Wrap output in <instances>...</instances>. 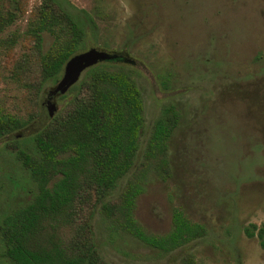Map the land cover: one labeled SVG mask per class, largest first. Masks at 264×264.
Returning a JSON list of instances; mask_svg holds the SVG:
<instances>
[{"label": "rangeland", "instance_id": "rangeland-1", "mask_svg": "<svg viewBox=\"0 0 264 264\" xmlns=\"http://www.w3.org/2000/svg\"><path fill=\"white\" fill-rule=\"evenodd\" d=\"M36 1L28 0L27 11L0 34V110L21 119L26 95L11 71L29 50L24 32ZM68 1L96 25V39L87 36L76 53L94 48L135 61L144 111L139 154L161 105L176 102L188 110L166 153L144 163L138 154L127 175L141 187L134 219L146 233L162 235L177 209L205 228L201 238L160 255L97 213L92 227L103 258L112 264H170L189 253L193 264H264V247L243 231L264 220V0ZM50 43L43 32L42 50ZM53 87L46 82L40 96ZM63 94L51 100L55 106L71 95ZM36 127L27 123L22 135ZM124 184L123 178L111 201L117 202ZM54 232L61 240L68 236L67 227Z\"/></svg>", "mask_w": 264, "mask_h": 264}, {"label": "trees", "instance_id": "trees-1", "mask_svg": "<svg viewBox=\"0 0 264 264\" xmlns=\"http://www.w3.org/2000/svg\"><path fill=\"white\" fill-rule=\"evenodd\" d=\"M27 2L0 0V34L27 11ZM43 32L51 36L44 51ZM24 35L29 50L14 62L11 75L25 91L26 118L0 110V139H6L0 146V264H112L95 243L97 213L160 255L201 238L204 226L177 209L166 233H146L133 217L141 187L126 179L139 155L144 163L166 153L188 110L176 102L161 105L139 154L144 111L135 61L99 62L68 88L71 95L45 125L24 136L21 129L36 123L43 85L59 80L65 61L83 50L87 36L96 39V25L68 0H38L29 10ZM123 178L117 202L111 201ZM59 227L68 229L64 240L54 232ZM243 231L264 247V220ZM170 264L193 261L188 253Z\"/></svg>", "mask_w": 264, "mask_h": 264}, {"label": "water", "instance_id": "water-1", "mask_svg": "<svg viewBox=\"0 0 264 264\" xmlns=\"http://www.w3.org/2000/svg\"><path fill=\"white\" fill-rule=\"evenodd\" d=\"M119 60L126 62L132 61L123 57L121 54L94 48H87V50L73 54L65 61L61 70V76L54 84V87L46 92L44 96H40L38 115L35 120L36 124L42 127L53 116L56 106L51 100L55 96L63 94L71 85L78 81V77L84 68L99 62Z\"/></svg>", "mask_w": 264, "mask_h": 264}]
</instances>
